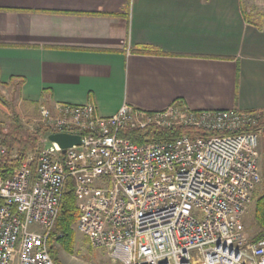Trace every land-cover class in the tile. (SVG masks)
Here are the masks:
<instances>
[{"label":"built area","instance_id":"obj_1","mask_svg":"<svg viewBox=\"0 0 264 264\" xmlns=\"http://www.w3.org/2000/svg\"><path fill=\"white\" fill-rule=\"evenodd\" d=\"M41 120L48 135H80L81 144L63 153L49 141L34 168L24 163L0 179V264H55L49 242L68 179L78 197L77 230L117 264H264V237L244 234L263 178L264 109L175 104L148 113L123 105L102 117L90 104H57L42 106ZM175 124L230 134L142 144L118 136Z\"/></svg>","mask_w":264,"mask_h":264},{"label":"crops","instance_id":"obj_2","mask_svg":"<svg viewBox=\"0 0 264 264\" xmlns=\"http://www.w3.org/2000/svg\"><path fill=\"white\" fill-rule=\"evenodd\" d=\"M247 16L245 0H0V85L102 117L263 110L264 22Z\"/></svg>","mask_w":264,"mask_h":264},{"label":"trees","instance_id":"obj_3","mask_svg":"<svg viewBox=\"0 0 264 264\" xmlns=\"http://www.w3.org/2000/svg\"><path fill=\"white\" fill-rule=\"evenodd\" d=\"M246 18L249 23L254 24L252 15L248 14ZM141 51L149 52L148 49H141ZM48 132L49 129L42 124H38L34 131L24 129L20 121H16L7 129L0 127V149L2 147L6 148V153L0 156V179L3 181L9 179L27 161L29 153L39 152L42 149L41 138L47 136ZM86 133L83 132V134ZM228 134H230L228 131L209 132L196 127L185 126L162 129L156 125H151L147 129L124 128L118 132L119 137L129 139L136 144H142L145 140L170 141L185 136L207 138ZM262 175L264 177V157L262 160ZM79 216L78 197L75 194L72 180L68 179L62 195L60 213L49 242L51 256L55 264H61L57 243L64 251L73 252L76 241L73 227L77 223ZM255 218L260 226V232L255 239L258 240L264 237V180L262 192L256 200Z\"/></svg>","mask_w":264,"mask_h":264},{"label":"rangeland","instance_id":"obj_4","mask_svg":"<svg viewBox=\"0 0 264 264\" xmlns=\"http://www.w3.org/2000/svg\"><path fill=\"white\" fill-rule=\"evenodd\" d=\"M245 8L248 14L252 15V18L255 21L264 22V0H245ZM16 121H20L24 129H29L31 131H34L38 124L44 125L41 120V108L37 109L25 105L18 99V94L14 87H5L4 85H0V127L7 129ZM174 126L181 125L175 124L171 127ZM157 127L162 129L169 128H163L160 126ZM48 134L47 136H43L41 138L42 149L36 153H29L28 159L25 163L31 165V168L35 167V161L37 157H39V154L49 147L50 142L47 140L49 136ZM1 150L5 151L3 154H0V156H3L6 153V148L2 147L0 151ZM263 180L264 177L262 178V182L254 190L244 216V234L249 241H255L256 236H258L260 232V226L255 218V205L256 200L263 189ZM73 228L76 234V241L72 253L64 251L60 248L58 243L56 244L59 248L58 256L61 264H117L110 258L107 249L94 248L89 243L88 238L77 230L76 224ZM195 257L197 260H200L196 254Z\"/></svg>","mask_w":264,"mask_h":264},{"label":"water","instance_id":"obj_5","mask_svg":"<svg viewBox=\"0 0 264 264\" xmlns=\"http://www.w3.org/2000/svg\"><path fill=\"white\" fill-rule=\"evenodd\" d=\"M50 142L56 143L65 153L68 148L81 144V136L70 133H56L48 136Z\"/></svg>","mask_w":264,"mask_h":264}]
</instances>
